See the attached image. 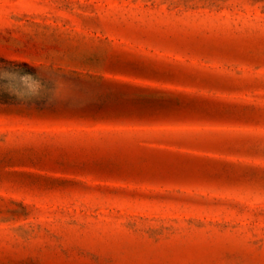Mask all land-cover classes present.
Wrapping results in <instances>:
<instances>
[{"label": "rangeland", "instance_id": "obj_1", "mask_svg": "<svg viewBox=\"0 0 264 264\" xmlns=\"http://www.w3.org/2000/svg\"><path fill=\"white\" fill-rule=\"evenodd\" d=\"M0 264H264V0H0Z\"/></svg>", "mask_w": 264, "mask_h": 264}]
</instances>
